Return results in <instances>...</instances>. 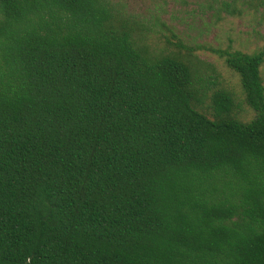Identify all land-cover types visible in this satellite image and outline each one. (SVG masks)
Segmentation results:
<instances>
[{"label":"trees","instance_id":"16d2710c","mask_svg":"<svg viewBox=\"0 0 264 264\" xmlns=\"http://www.w3.org/2000/svg\"><path fill=\"white\" fill-rule=\"evenodd\" d=\"M151 31L114 0H0V264H264V46L206 48L243 121L203 46Z\"/></svg>","mask_w":264,"mask_h":264},{"label":"rangeland","instance_id":"374dc122","mask_svg":"<svg viewBox=\"0 0 264 264\" xmlns=\"http://www.w3.org/2000/svg\"><path fill=\"white\" fill-rule=\"evenodd\" d=\"M128 12L146 22L153 31L150 41L153 47L178 48L200 45L204 49L193 52L203 76L211 75L218 85L233 93L238 106L236 115L249 120L254 112L246 105L237 73L228 68L223 59L206 48H231L246 53L255 52L264 46V11L249 6H240L241 12L229 15L217 14L212 0H114ZM167 41L171 43L167 44ZM264 83V61L260 67ZM216 85H212L214 88Z\"/></svg>","mask_w":264,"mask_h":264}]
</instances>
